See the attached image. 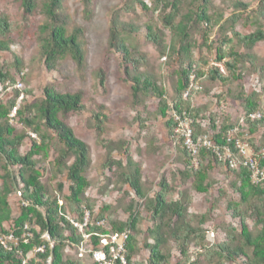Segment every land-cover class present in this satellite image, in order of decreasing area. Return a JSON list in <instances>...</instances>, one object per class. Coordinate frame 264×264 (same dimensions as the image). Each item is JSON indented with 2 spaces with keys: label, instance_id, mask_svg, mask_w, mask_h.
Here are the masks:
<instances>
[{
  "label": "trees",
  "instance_id": "16d2710c",
  "mask_svg": "<svg viewBox=\"0 0 264 264\" xmlns=\"http://www.w3.org/2000/svg\"><path fill=\"white\" fill-rule=\"evenodd\" d=\"M63 1L44 0L40 9L38 0H21L23 16L24 19L33 18L39 12L45 16V22L39 28L38 42L40 56L49 71L55 70L58 64L68 58L76 63L79 70H83L86 61L81 42L84 30L75 27L69 32V19L61 13ZM81 1L85 19L89 20L93 16L94 1ZM152 3L153 10L144 0H128L122 11L136 14L137 6L145 13L161 11L160 22L172 33L170 44L166 42L164 32L149 25L146 26V41L156 46L161 56L169 58L167 65L177 61L178 68L167 76L142 71L148 67V60L134 39V35L139 34L140 27L123 22L122 11H114L110 21L107 50L109 54L115 52L122 55L121 69L124 81L131 86L132 108L137 110L143 107L148 117L167 119L166 128L173 144L176 126L174 113H185L193 119L198 134L203 132L202 123L209 121L214 140L224 144L225 137L237 126L229 122L218 125L217 119L211 114L204 116V110L196 108L197 97L203 93L208 94L207 90H200L185 98L194 72L195 82L199 86L216 82L223 84L225 92L217 97L219 105L228 96L241 106L246 124L243 131L250 137L264 129V64L257 67L256 57L251 53L258 43L264 41V0H260L256 9L244 2H233L229 17L225 16L224 10H213V0H152ZM240 24L244 30L253 29L254 32L242 35L238 30ZM11 31L9 17L0 13V54L10 51ZM215 32L217 38L212 40L211 36ZM197 36L202 40L199 49L205 47L211 53L215 51L216 64H223L227 74L222 73L217 66H212L208 58L195 59ZM241 47L245 52L239 50ZM22 68L23 63L19 59L13 65L0 64V85L5 90L17 86L13 70L20 72ZM253 74H258L262 92L246 89L247 79ZM107 75L106 62L95 71V77L104 92L107 91ZM165 78L170 81L171 92L166 87ZM25 93L32 94L30 90ZM21 94L14 90L11 99L0 100V237L13 235L19 240L17 246L10 244L12 250H6L0 242V264H47L50 258L51 264H97L91 255L87 257L90 261L78 256L79 247L85 239L69 219L74 218L83 223L86 211L91 213L86 233L112 234L117 237L129 234L125 255L133 264H175L171 242L179 245L182 253V259L176 264H199L192 261L189 253L191 246L201 248L198 251H202L200 256L207 255L214 264L239 261V264H264V184L254 185L249 169L241 165L238 170H230L208 151L201 152L199 167L195 168L192 156L180 145L179 149L185 157L184 168L173 172L171 178L165 173L160 182V191L148 200V194L142 186L143 171L130 153L129 143L107 142L101 138L106 132L108 120L104 114L105 107L101 106L99 111L92 113L94 123L90 128L97 132L98 143L106 150L104 174L109 176L110 173L112 176V172H115L114 178H119L123 185L134 191L137 205L144 201L143 206L154 223L153 228L148 227L145 232L154 240L153 244L147 241L144 245L150 255L149 261L136 262V256L141 252L139 225L146 222L143 214L134 210L132 205L125 210L129 213L128 219L117 221L110 214L112 206L105 205L101 211L96 212V202L87 198V191L91 187V182L87 179L91 164L90 147L77 138L73 129L65 122L72 114L87 110L84 94L80 91L60 93L54 88H46L41 100L25 102L19 106ZM151 98L159 100L154 112H150L146 104V100ZM15 109L16 115L11 118ZM254 114H261V119L252 120L251 116ZM14 121L22 126V130L12 124ZM135 121L139 123L141 130L147 129L148 118L143 119L138 114ZM33 134L36 138L32 137ZM26 140L31 141V148L22 154L21 148ZM247 142L257 155L262 154L264 145L256 147L252 138H248ZM51 150L57 154L50 164L51 180L55 181L65 175L68 194H65V184L59 183L56 191L51 192L49 186L42 182L46 170L42 171L38 162L46 161ZM116 152L125 156V163L123 159L116 160L113 157ZM214 166H223L237 178V182L230 186L234 194L238 195V200L228 203V211L238 221L240 230L233 225L226 226V237L222 243L207 247L208 215L189 214L184 188L188 182H192L196 192L207 194L212 187L207 184L208 176ZM260 166L264 170L263 157ZM179 179L182 180L181 183L178 182ZM14 194L20 200L17 217L13 216L10 205V197ZM249 220L254 222L255 231L249 228ZM100 222H105L111 230L99 225ZM45 235L49 236L51 242L44 239ZM100 241L101 238L95 235L90 239L95 250L103 252L106 258L110 257L116 246L101 247ZM42 247L45 248L44 252H38L34 258L28 259L31 253ZM70 248L75 249V258L66 255Z\"/></svg>",
  "mask_w": 264,
  "mask_h": 264
},
{
  "label": "rangeland",
  "instance_id": "374dc122",
  "mask_svg": "<svg viewBox=\"0 0 264 264\" xmlns=\"http://www.w3.org/2000/svg\"><path fill=\"white\" fill-rule=\"evenodd\" d=\"M93 1V16L89 20L85 19L81 0H64L61 11L69 19V32H72L75 27L84 30L81 42L83 43L86 56L85 68L79 70L76 63L71 58H68L58 64L55 70L49 71L40 56L38 42L39 28L45 22V16L39 12L33 18L24 19L21 0H0V13L7 15L12 25V31L9 36L11 43L10 51L0 54V64L2 66L13 65L16 59H19L23 63V68L20 72H17L15 69L13 70L17 86L5 90L0 85V100L11 99L14 96V90H18L24 96L23 100H19V106L25 104V102L34 103L41 100L46 88H54L60 93H76L80 91L84 94L87 110L80 114H72L65 119V122L73 129L77 138L90 147L91 164L88 169L87 179L91 182V187L87 191V198L96 202V212L101 211L105 205L112 206L110 214L117 221H126L128 219L129 213L125 212V210L132 205L134 210L137 209L143 214L146 222H142L139 225L140 235L138 236L141 252L136 256L135 260L136 262L148 263L150 255L144 245L147 241L149 244H153L154 240L146 235L145 232L148 227L153 228V220L144 207V201H141L140 205H137L134 191L129 186L123 185L119 181V178H114L115 172H112V176H110V173L109 176L104 174L103 165L106 162V150L99 145L97 132L90 128V125L94 123L92 121V113L99 111L101 106L105 107L104 114L108 117V120L106 132L101 137L103 140L107 142L126 141L129 143L130 153L142 168V186L148 194V200L160 191V182L165 173L171 178L173 172L184 168L185 157L179 149L181 144L176 142V139L175 144H173L169 139L166 128L167 119L148 117L143 107L137 110L132 108L131 86L124 81L121 69L122 55L115 52L109 54L107 50L110 21L113 12L122 11L128 0ZM144 1L152 10L154 9L152 0ZM43 2L44 0H38L40 9ZM233 2H244L249 4L252 9H256L260 0H213V10H224L225 16L229 17ZM161 14V11L145 13L141 7L137 6L136 14H127L122 11L121 19L126 24L140 27V32L134 35V39L139 44L140 51L146 55L148 60V67L143 68L142 71L163 77L173 73L178 68L177 61L171 63L170 66L167 65L169 58L161 56L158 48L146 41V26L149 25L157 28L159 32H164L166 34V42L170 44L172 33L170 29L160 22L159 16ZM238 30L242 35L254 32L253 29L244 30L242 24H240ZM217 32L211 36L212 40L217 38ZM4 40L6 41V39ZM196 40L195 59L208 58L212 66H222L225 74H227L223 64H216L215 51L211 53L205 47L199 49L202 40L198 36ZM239 50L245 52L242 47ZM251 53L256 57V66L263 65L264 41L258 43ZM106 62L108 83L107 91L104 92L95 77V71ZM247 80L246 89L249 90L251 88L262 92V85L259 84L258 74L251 75ZM164 81L168 91L171 92L169 79L165 78ZM19 84L22 86L18 87ZM200 86L202 90H207L208 92V94L203 93L198 96L195 101L196 108L204 110L203 115L210 116L211 114L217 119L218 125L226 124V122L235 124L236 126L240 125L241 120L244 118V113L241 106L234 99L232 100V98L227 96L221 103V106L219 105V98L217 97L225 92L223 84L216 82L205 83ZM26 90H30L32 94L27 95L25 93ZM170 103H172V100H170ZM146 104L149 107V111L154 112L158 108L159 100L151 98L146 100ZM138 114L143 119L148 118L147 129L141 130L139 123L135 121ZM208 122L202 123L204 125L202 129L204 133L214 136V133L209 129ZM12 124L18 130H22V126L16 121L12 122ZM262 136L261 134V137L256 136L254 139L248 135L249 139L252 138L255 142L259 141V146L261 145V147L264 143ZM30 148L31 141L26 140L21 148V153H27ZM261 150V153H264V149ZM255 153L257 154V152ZM56 155L55 151L51 150L50 156L46 161L40 160L38 162L41 170H46L44 171L42 182L49 186L51 192L56 191L59 183L65 184V194H68V183L66 182L65 175L60 176L55 181L51 180L50 164L56 158ZM113 157L116 160L123 159L124 163L126 161L125 156L117 152ZM109 178H112V180ZM178 182L181 183L182 180L179 179ZM236 182L237 178L230 174L226 168L214 166L209 172L207 184L212 185V187L207 194L203 195L196 192L192 182H188L185 185L184 191L189 204V214L191 216L208 215L206 225V229L208 230L207 247L222 243L226 237V226L233 225L240 230L238 221L234 220L232 213L228 211V203L238 200V195L234 194L230 186ZM59 198H62V196H59ZM10 205L13 216L17 217L20 209L18 195L14 194L10 197ZM247 223L251 230H256L252 220H249ZM6 227L10 228V225ZM179 247L175 242H171V254L174 257L173 263L175 264L182 259ZM200 249L193 246L189 248L192 261L199 262V264H214L209 261L207 255L200 256L202 252H198ZM66 255L76 257L75 249L70 248L66 252ZM84 260L90 261L87 257ZM239 263L240 261L228 264Z\"/></svg>",
  "mask_w": 264,
  "mask_h": 264
},
{
  "label": "built area",
  "instance_id": "2783aa9c",
  "mask_svg": "<svg viewBox=\"0 0 264 264\" xmlns=\"http://www.w3.org/2000/svg\"><path fill=\"white\" fill-rule=\"evenodd\" d=\"M218 68H220L221 72L225 74L222 66ZM195 79L196 75H194L193 72L191 84L185 93V98H188L195 92L202 90V87L195 82ZM21 86L22 85L19 84L18 87ZM23 98L24 96L22 93L20 99L23 100ZM17 109L14 110L11 118L15 117ZM173 116L176 122L173 137L176 139V142L181 144L192 156L193 165L195 168L199 167V157L201 152L208 151L212 152V154L216 156L219 163L228 166L230 170H238L241 165L249 169L251 173V180L254 185L261 186L264 184V170L261 169L260 166V161L262 157L264 158V153L257 155L247 142V139L249 138L248 134L247 132L243 131L244 128H246L245 118L241 120L239 126L235 127L231 132H229V134L225 137V143L219 144L214 140L213 135L210 136L209 134L204 133V131L200 134L196 133V129L194 127L195 121L187 116V114L184 113L179 115L174 113ZM251 119H261V114H254L251 116ZM32 137L36 138L34 135H32ZM61 204L63 203L61 202ZM69 219L85 239V242L79 247L78 256L80 258L85 259V257L91 255L92 260L97 264H133L127 260L125 255L126 241L129 237L128 233H124L119 237L112 234L97 235L86 233V228L91 222L90 211L85 212L83 223L76 221L74 218ZM99 225L104 226L107 230H111V228H109L105 222H100ZM93 235L101 238V247H108L110 245L116 246V250L110 255V257L106 258V255L103 254V252L95 250L94 246L90 242V239ZM44 239L48 242H51L48 235H45ZM0 242L6 250H12L10 244L17 246L19 240L13 235H9L0 237ZM51 246H53V243H51ZM44 250L45 248L42 247L37 251H34L28 256V259L34 258L36 253L44 252ZM24 264H26V262ZM47 264H51V258L47 261Z\"/></svg>",
  "mask_w": 264,
  "mask_h": 264
},
{
  "label": "crops",
  "instance_id": "0c3cea01",
  "mask_svg": "<svg viewBox=\"0 0 264 264\" xmlns=\"http://www.w3.org/2000/svg\"><path fill=\"white\" fill-rule=\"evenodd\" d=\"M261 134L263 135L264 134V129H262V130H260L258 133H256L254 136H252L253 138L254 137H256V136H260L261 137ZM263 137V136H262ZM255 139V138H254ZM264 139V138H263ZM256 144V147H260L261 148V145L259 146V141L257 142H255ZM263 145H264V143H263Z\"/></svg>",
  "mask_w": 264,
  "mask_h": 264
}]
</instances>
